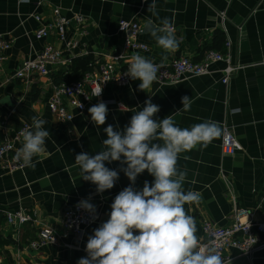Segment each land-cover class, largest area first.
Instances as JSON below:
<instances>
[{"label": "crops", "instance_id": "obj_1", "mask_svg": "<svg viewBox=\"0 0 264 264\" xmlns=\"http://www.w3.org/2000/svg\"><path fill=\"white\" fill-rule=\"evenodd\" d=\"M149 3L151 0H0V37L11 43L0 65V138L12 139L23 125L31 127L33 116L46 120L44 127L50 132L46 151L34 158V168L7 172L0 167L3 264H78L80 258L87 256L88 237L109 218L115 196L131 182L120 170L119 162H106L107 167L118 171L119 179L112 189L97 193L96 185L81 179L75 156L81 152L94 155L102 150L107 138L104 128L109 124L122 130L129 123L133 112L121 111L117 103L133 111L142 110L149 97L160 107L155 118L171 115L182 128L210 119L218 122L222 131L226 123L242 146L235 154L225 155L221 135L206 148L198 146L180 155L178 168L187 173L185 191H197L201 196L199 203L185 205L196 220L200 240L204 220L229 226L236 207L257 208L256 219L264 218V0H156L158 17L148 13ZM55 7L70 20L66 42L55 34L47 39L35 36L41 25L35 15H41L46 23ZM222 12L225 19L220 17ZM76 15L84 19L82 34L77 29ZM164 17L173 21L180 41L175 51H163L150 35V22L159 24ZM121 19L140 22V39L149 47L146 57L156 63L168 65L181 55L197 60L207 50H217L228 51L239 68L227 84L221 81L225 64L218 62L212 65L210 74L178 83L155 82L147 92L139 90V80L131 79L122 87L107 85L103 95L94 97L84 113L75 111L69 122L59 119L48 107L54 86L69 77L76 59L86 62L80 67L78 78L83 73L95 72L101 62L110 59L121 47ZM219 40L221 44L216 43ZM48 43L63 51V61L49 67L50 76L27 80L13 77L23 61L34 58ZM61 73L63 81L56 83L54 77ZM184 96L192 101L187 112L180 111ZM101 101L107 105L108 115L105 125L97 128L88 109ZM22 143L16 141L15 152ZM153 179L145 171L132 186L139 190L145 181L151 184ZM82 200L94 204L99 220L87 227L81 238H66L64 242L70 246L30 247L44 225H53L62 234L65 206ZM16 211H23L36 221L20 227L8 223L6 213ZM229 252L235 255L237 250ZM231 264H264V249L250 261L236 259Z\"/></svg>", "mask_w": 264, "mask_h": 264}, {"label": "clouds", "instance_id": "obj_2", "mask_svg": "<svg viewBox=\"0 0 264 264\" xmlns=\"http://www.w3.org/2000/svg\"><path fill=\"white\" fill-rule=\"evenodd\" d=\"M149 12L158 17L156 0L149 3ZM150 29L163 51L179 47L173 21L168 17L156 25L150 22ZM159 69L160 65L136 53L128 59L124 74L139 80V90L147 92L158 81ZM101 94L102 89L95 96ZM181 102L180 111H189L191 98L184 96ZM120 108L133 112L129 123L122 130L109 124L104 128L107 138L102 150L94 155L81 152L75 156L81 179L96 185L97 193L112 189L119 179L118 171L107 167L106 162H119L120 170L131 182L115 196L109 218L88 237L87 256L80 258L78 264H231V258L223 256L215 240L201 242L197 235L196 220L185 205L199 203L201 196L197 191H185L187 173L178 168L182 153L198 146L206 148L222 135L220 124L209 119L182 128L171 115L157 119L160 107L151 97L145 100L142 110L133 111L125 105ZM88 113L99 128L106 123L108 107L101 101L91 106ZM46 123L33 116L31 127L20 133L23 143L15 159L24 167L34 168V158L46 151L50 136ZM145 171L154 179L151 184L145 181L138 190L132 185ZM77 207L91 213L93 220L97 218L96 208L88 200L80 201Z\"/></svg>", "mask_w": 264, "mask_h": 264}, {"label": "built area", "instance_id": "obj_3", "mask_svg": "<svg viewBox=\"0 0 264 264\" xmlns=\"http://www.w3.org/2000/svg\"><path fill=\"white\" fill-rule=\"evenodd\" d=\"M24 1L27 0H20V2ZM220 17L225 19V13H220ZM35 19L41 23L35 31L36 38L47 39L51 34H55L60 41L66 42V29L70 20L62 14L59 7L52 9L51 17L46 23L43 22L41 15H35ZM75 22L79 33H84L83 17L76 15ZM118 29L122 35L121 47L110 56V59L101 62L95 72L85 73L80 79L71 83L62 82L54 86V92L48 100V107L59 119L67 122L72 121L75 111L77 113L85 112L88 103L96 97L95 93L97 91L102 89V94L97 97L99 98L103 95L105 86L122 87L131 80L130 77L124 74L127 71L128 59L136 53L146 57L149 47L147 43L140 39L143 29L138 20L121 19ZM67 44L74 45L71 42ZM226 46L229 47L230 43L227 42ZM10 47V41L0 37V65L6 59V53ZM62 61V49L48 43L34 58L23 61L16 69L13 77L27 80L35 76H50L49 67L57 66ZM218 62L225 64L221 81L227 84L239 67L233 64L228 51L223 53L217 50H207L197 60L187 55H181L168 65L154 62L160 65L157 82L160 84L178 83L192 77L210 74L212 65ZM117 105L120 107L123 104L117 103ZM25 128H30V126L25 124L20 127L12 139L9 137L0 138V167L7 172L24 168L22 163L15 159V143L16 141H23L20 133ZM221 148L225 155H233L242 149L231 127L226 123L223 124ZM78 203L65 206L61 220L62 234L58 233L53 225H44L38 237L29 243L30 247L40 249L48 244L70 246L64 242L66 238L71 235L81 238L86 228L99 220V213L96 210L97 218L93 220L91 213L77 207ZM256 213L257 208L236 207L232 215L233 221L229 226H219L211 220H204L201 242L215 240L220 246L223 256L231 258V263L236 259L250 261L257 252L264 249V218L257 220ZM6 219L8 223L16 227H20L29 221H36L23 211L7 212ZM231 249H236L237 253L235 255L231 254L229 252ZM0 264H3L1 257Z\"/></svg>", "mask_w": 264, "mask_h": 264}, {"label": "trees", "instance_id": "obj_4", "mask_svg": "<svg viewBox=\"0 0 264 264\" xmlns=\"http://www.w3.org/2000/svg\"><path fill=\"white\" fill-rule=\"evenodd\" d=\"M221 42V40H219L218 42H216V43H219V44H221L220 43ZM85 60H83V59H76L75 61H74V63H73V68H72V73H70L69 74V77L68 78H66V80L64 81V82H67V83H71V82H73V81H76V80H78V79H80L85 73H83V75L82 76H79V78L77 77L79 74H80V71H79V69H81L80 67L81 66H85ZM62 76H63V73H61V74H59V75H57L56 77H54V81L56 82V83H60V82H62L63 80H62ZM64 79V78H63Z\"/></svg>", "mask_w": 264, "mask_h": 264}]
</instances>
